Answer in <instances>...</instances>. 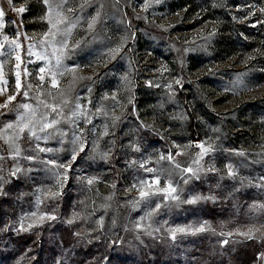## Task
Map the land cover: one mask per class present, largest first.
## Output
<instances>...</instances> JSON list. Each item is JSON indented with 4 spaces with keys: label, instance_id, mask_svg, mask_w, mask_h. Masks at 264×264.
<instances>
[{
    "label": "rangeland",
    "instance_id": "374dc122",
    "mask_svg": "<svg viewBox=\"0 0 264 264\" xmlns=\"http://www.w3.org/2000/svg\"><path fill=\"white\" fill-rule=\"evenodd\" d=\"M84 3L13 0L10 7L0 0V87L8 82L0 104L16 96L0 109V264H264V0ZM19 7L25 12L14 11ZM58 13L76 25L67 36L74 52L62 56L63 64L81 65L76 75L85 79L73 84L64 72L54 88L49 74L40 81L35 69L63 70L54 49L71 25L57 23ZM16 71L21 87L13 92ZM20 103L35 110L33 124L59 120L45 132L35 126L50 138L19 131L27 122L14 111ZM37 144L53 151L38 153ZM199 144L209 149L203 156ZM169 154L172 161L160 159ZM53 157L71 164L63 187H54L55 177L39 163ZM186 167L198 178H189ZM157 176L158 187L171 182L181 201L201 199L153 197L161 208L152 211L137 189ZM41 189L60 196L53 200ZM41 215L56 219L40 222ZM203 222L208 229L196 235L173 240L168 231ZM250 228L259 229L251 239L240 235Z\"/></svg>",
    "mask_w": 264,
    "mask_h": 264
},
{
    "label": "snow or ice",
    "instance_id": "6c2138e0",
    "mask_svg": "<svg viewBox=\"0 0 264 264\" xmlns=\"http://www.w3.org/2000/svg\"><path fill=\"white\" fill-rule=\"evenodd\" d=\"M43 2L45 4H49V0H43ZM66 2V0H61V3ZM157 2H159V0H157ZM8 5L11 7L13 5V0H7ZM88 4V0H85L84 4H81V8H84L86 5ZM60 4H57V7H60ZM14 11H16L17 13H23L25 12V8L24 7H19V8H14ZM49 11H51V6H49ZM67 11H72L71 8L67 9ZM261 11H264V9H261ZM5 15L4 9L2 7H0V17H3ZM58 16L60 17L59 20L57 21V23H68L71 26L67 29V32L65 33V38L62 39L59 43H60V47L59 48H55L54 52H60L62 55H57L55 58V66L57 69H63L62 71H58V72H52V70L50 68L46 69L44 67H38L37 69H35V71H37L38 73H41V75H39V80L40 81H45V73L49 74V78L47 80V83H49L52 87L57 88L59 87V81L57 80V76H63L64 72H70L73 75V81L72 83L74 84L78 79H85L84 77H78L76 75V73L81 70V65L79 64H75L74 67H68L67 65L63 64V59L62 56L65 55H71L72 52H74V49H72L71 51L69 50V45L67 43V36L70 35L72 28H74L76 25L75 23L71 22L67 16H63L60 13H58ZM57 23H53L52 24V28L56 29L57 28ZM95 23V18H93L92 24ZM92 24H89V28L92 27ZM120 51L119 48H115V49H111V56L110 58H114L115 55ZM5 55H10V53H5ZM40 59H45L44 57H40ZM17 61H20L21 58L19 56L16 57ZM95 63L90 62L87 65H84L83 67H91L92 64ZM0 67H2V65H0ZM20 68V64H17V69ZM25 72H27V69H24ZM86 79L88 80H92V77H87ZM7 80L3 81V85L4 87H0V95H3V93L6 91V86H7ZM177 83H179V81H177ZM21 87V72L20 71H16L15 73V80L13 83V92H15V90L17 88ZM28 87H31L30 85ZM71 87V85H70ZM88 90L90 91V87L88 88ZM21 96H26L27 92H21L20 93ZM61 95H63V93H61ZM14 100H16V96L15 95H9L7 97V100L4 104H0V109H8L9 104L12 103ZM40 103L43 105L44 108L46 109H50L51 113H55L56 116H60L62 115V109L58 108L57 105L55 104H49L46 101L41 100ZM64 103L67 104V100H64ZM20 109H24L27 110L28 113H31L32 115L27 116L23 113H20L19 110ZM14 111H17V114L19 115V119L21 122H24L27 119V122L22 123L21 125H18L19 127V131L23 132L25 129H28V131L31 133V136L36 140V141H40L41 139H48L52 136V133L49 132L47 136L41 137L40 135L37 134V132L34 130L36 125H39V130L40 132H45L48 129H55V126L59 123V120L56 119L55 117H53L51 120L48 119H43V120H38L35 122V124H33V117L35 115V110L32 108V106L28 103H20L16 105V108L14 109ZM116 119H119L118 117ZM14 127L13 124L8 123L6 125L7 129H12ZM218 131V129L216 130ZM61 134L63 135V133L61 132ZM77 137L75 136V133L73 134V143L77 142ZM6 143L8 142L7 140L5 141ZM10 147H12L17 154H19V150L18 148L15 146L14 143H12L10 145ZM197 147L203 149V153H201V155L203 156V154H206L209 149L206 148L204 146V144H199L197 145ZM37 149H38V153L39 152H52L53 149L51 148H40L39 145L37 144ZM80 151H83V147L81 146V148L79 149ZM35 151V149H34ZM38 153L37 155L34 157L32 155H29L28 157H26V159H38ZM2 158V157H0ZM57 159L58 157H53L47 160H40L39 163L44 167V169L48 172V174L50 176H54L55 177V181H54V187L56 185H59L60 187H63V183L67 181L68 177L66 174V170L68 168L71 167L70 163H57ZM76 159V151L73 150V154L70 157V161H74ZM160 159H167L169 161L173 160V156L171 154L167 155V156H163L161 155ZM198 163V161H197ZM141 167H143V165H141ZM176 168H180L179 164L175 165ZM60 169H64L65 172L61 173L58 170ZM147 171L149 172H153L155 173V169H147ZM183 172L186 174H189V178L192 177H197V171L190 168V167H186L183 169ZM13 175H15V173H13ZM229 175H232V171L231 169H229ZM2 179V178H0ZM94 181L92 179H89L87 181L88 184H92ZM185 183H187V180L184 181ZM161 184V181L159 179V177H155L153 181L149 182V181H141V187L139 189H137V191L139 192V197L141 200H144L148 203V206L150 208H152V211L154 212H158L161 208V205L159 203H156L153 207L152 205V198L153 197H161L164 200H170L172 202H180V203H188V204H194L197 202V200L201 199V197H196L194 199H189V200H184L181 201L180 200V194L177 192V188L173 186V184L171 182H168L166 186L164 187H158ZM41 191H45L47 192V195L49 196V198L55 200L60 196V193L58 191H52L51 189H41ZM3 195H6L7 193H2ZM206 199H214V197H207ZM165 208H168V205H164ZM261 207H264V205H261ZM152 213L150 212L149 215H151ZM33 216H36V213L33 212L32 213ZM45 218L49 219V220H55L56 217L52 216V215H48L47 217H45V215H41L39 217V221L43 222L45 220ZM69 223H71V221H69ZM34 226V225H32ZM30 226V227H32ZM208 225L207 222H203L201 223L199 226L196 227H192L191 225H189L188 227H176V228H170L168 231L171 234V238L173 240L176 239L177 233L180 234H184V235H196L197 233H203L208 229ZM27 231V229H25ZM255 231H259V229H249L246 232L240 233V235L244 236L246 239H251L254 234ZM149 235H151V233H149ZM225 244L228 243L227 240L224 241ZM261 255H264V253H262Z\"/></svg>",
    "mask_w": 264,
    "mask_h": 264
},
{
    "label": "trees",
    "instance_id": "16d2710c",
    "mask_svg": "<svg viewBox=\"0 0 264 264\" xmlns=\"http://www.w3.org/2000/svg\"><path fill=\"white\" fill-rule=\"evenodd\" d=\"M190 121H191V122H190V124H189V131H190L192 134H194V133H196L197 129H196V126H195L194 122L192 121V117H191ZM114 159H116V158H113L112 160L114 161ZM35 251H36V249H35Z\"/></svg>",
    "mask_w": 264,
    "mask_h": 264
}]
</instances>
